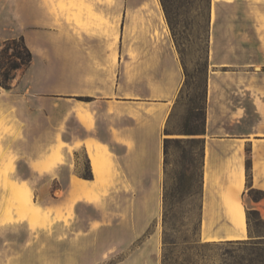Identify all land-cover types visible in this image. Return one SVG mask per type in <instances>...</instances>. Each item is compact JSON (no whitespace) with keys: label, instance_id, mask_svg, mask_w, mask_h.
<instances>
[{"label":"crops","instance_id":"0c3cea01","mask_svg":"<svg viewBox=\"0 0 264 264\" xmlns=\"http://www.w3.org/2000/svg\"><path fill=\"white\" fill-rule=\"evenodd\" d=\"M11 7L13 26L0 19V50L4 40L22 35L32 59L15 71L10 88L0 86V184H16L6 188L10 199L0 208V242L36 244L38 233L52 243L55 225L71 232L83 222L82 205L93 208L87 225L95 232L117 227L119 215L128 217L129 230L143 232L161 202L162 130L184 80L159 0H14ZM243 10L246 30L239 21ZM213 15L202 228L204 221L209 225L211 201L218 199L226 215L230 207L241 211L244 235L237 239H243L246 216L239 192L245 183V145L251 183L264 190V138L253 142L241 130L249 110L264 120V0L216 1L211 20ZM219 126L225 136L213 141ZM79 150L92 178L75 170ZM56 177L68 185L64 207L55 211L51 199L34 200L31 191L38 206L34 221L21 206V184L27 188L35 178L50 183ZM107 186L109 197H103ZM117 190L131 194L129 206L101 207L102 200L117 201L112 194ZM255 208L264 218V199ZM220 239L227 237L210 240ZM151 244L145 240V255H128L125 262L160 264Z\"/></svg>","mask_w":264,"mask_h":264},{"label":"rangeland","instance_id":"374dc122","mask_svg":"<svg viewBox=\"0 0 264 264\" xmlns=\"http://www.w3.org/2000/svg\"><path fill=\"white\" fill-rule=\"evenodd\" d=\"M216 1L221 2L224 0H167V16L159 0L164 14L165 26L173 40L182 65L184 80L188 81L189 84L188 95H190L192 87L199 85V88H202L205 78L209 80V34L212 31L214 22V15L211 20L210 13L211 4ZM13 2L14 0H0V3L7 5L6 8H0V19H3V22L11 23V27L13 23L10 12H12ZM218 17L220 20L217 30L221 31V9ZM239 21L243 30L249 27V19L244 14V10L239 14ZM12 53L13 50L8 49L4 60L13 59ZM187 97L184 96L182 101L174 108L168 125L172 133L166 134L162 130L163 138H178L183 141L172 142L168 148V175L164 174L162 169L161 202L156 217L152 219L146 230L143 232L129 230V226L124 225V223H127L128 217L119 215L117 216V227L103 228L95 232L93 228L87 225V218L93 208L82 205L83 208L87 209L86 215L83 217V222L78 223L74 230L68 232L61 224L55 225L52 243H47L45 239L41 240L38 233L36 234V244L33 240H27L22 242L21 245L12 247L8 242H0V260L3 259L5 264H11L13 260L16 262L19 260L26 261V263L17 262L15 264H132L125 262L126 257L128 255L144 256L145 240H149L156 249L160 264H264V218L255 208L256 203L264 199L262 193L264 190L255 187L251 183L250 162L249 168H245V183L239 192L240 200L245 209V216L247 209L253 208L257 211V213L251 214L249 219L246 216L247 237L236 240H205L206 234L203 233L202 229L205 184L202 178L203 157L201 144L189 141L188 138L195 136L178 133V129L183 122ZM205 115L206 125L207 122H211V115H207V95ZM221 123L222 121H220V125ZM216 129L219 133L212 135L213 141L220 142L225 135L222 134L220 126ZM241 130L244 131L243 137L254 138L253 142H256L255 138H264L262 134H255L264 132V120L252 114L249 110L242 122ZM58 146L60 147V144ZM245 147L249 149L248 145H245ZM74 157L76 161L75 170L81 174L84 172L86 158L80 150L75 152ZM247 159H249L248 152L246 154V164ZM22 166V169L27 171L24 164ZM63 171L65 170L62 169L61 173ZM166 176L170 183L175 184L182 180L190 184V190L185 195L182 192L174 193L172 207L166 217V223H164L163 192ZM60 179L56 177L50 183H43L41 181L43 178H35V183L31 187L28 185L32 191L33 199L37 200L41 197L51 199L53 209L61 211L64 207L62 195L67 191L68 185L60 182ZM12 184H0V208L4 206L7 198L10 199L8 197L10 191H6V188ZM25 187V183H22L20 194L23 193ZM11 188L13 196L14 189ZM103 194V197H109L110 189L108 186L104 189ZM112 194L117 196V201L116 199L102 200L101 207L108 206L113 209H120L129 206L131 202L129 192H119L117 190L113 191ZM211 203H213L214 208L211 209L207 234L222 238L230 226V221L225 213L223 201L215 199ZM60 218L61 216H59ZM165 228L174 244L164 245ZM32 237L34 238V235Z\"/></svg>","mask_w":264,"mask_h":264},{"label":"trees","instance_id":"16d2710c","mask_svg":"<svg viewBox=\"0 0 264 264\" xmlns=\"http://www.w3.org/2000/svg\"><path fill=\"white\" fill-rule=\"evenodd\" d=\"M160 2L162 4L165 13L168 16L167 3H166L167 0H160ZM8 49L13 50L12 53L13 59L8 58L7 60H4L5 53L7 52ZM31 59H32L31 51L27 47L24 37L22 35L4 40L0 50V86L4 88H10L12 80L15 76V71L25 69L30 64ZM188 88H189L188 81L184 80L176 97L174 107L168 114L166 124L163 130L166 132V134L172 133L170 132L168 125L173 115L174 108L180 103V101H182L184 96L186 97L188 96L187 101L185 103L186 109H185V114L183 116V122L181 124V127L178 129V133L195 136V137H190L188 139L190 142H197L201 144L202 157L204 159L205 139L203 137V134H205V130H206L205 113H206L207 78H205L204 85L202 88H199V85L196 87H192V91L190 95H188ZM180 140L182 139L170 138V137L163 138V172L166 175H168V168H167L168 148L172 142H179ZM248 150L249 149H247V152ZM203 159H202V168H203ZM249 162L250 160L247 159V164H246L247 169L249 168ZM81 176H83L84 178H92V173L90 171L87 161L84 167V172L81 173ZM189 190H190V184H187L182 180H179L177 183L173 184L168 182L167 176L165 177L164 192H163V206H164L163 222L164 223H166V217L168 216L171 210L172 197L174 193L182 192L183 195H185L189 193ZM262 193L264 196V192ZM255 213H257L256 209L253 208L247 209L246 210L247 219L250 218L251 214H255ZM163 242L164 245L174 244V241L170 239V234L168 233L166 228L164 231Z\"/></svg>","mask_w":264,"mask_h":264},{"label":"bare ground","instance_id":"6f19581e","mask_svg":"<svg viewBox=\"0 0 264 264\" xmlns=\"http://www.w3.org/2000/svg\"><path fill=\"white\" fill-rule=\"evenodd\" d=\"M92 157V156H91ZM98 159V158H96ZM99 161V159L97 160ZM93 162L96 165V161L93 158ZM100 163V161H99ZM99 170V169H98ZM83 192V191H82ZM84 194V193H83ZM88 194V191H87ZM19 197V196H18ZM20 199H21V203H22V207L24 209L29 210V212L31 213V217L34 221L37 220L36 214H37V210L36 208H38V206L32 202L31 200V189L29 187H25L23 190V193L20 194ZM230 223H231V231L227 230L225 233V237H227V239H237L238 235H244L242 232V228H243V222H244V217L241 213V211H239L238 209H233L230 207L229 209V214L227 215ZM203 233L206 234L205 235V239L206 240H210V239H218L219 236L217 235H209L207 234V226H206V222L204 221V225H203ZM240 232V234H239Z\"/></svg>","mask_w":264,"mask_h":264}]
</instances>
